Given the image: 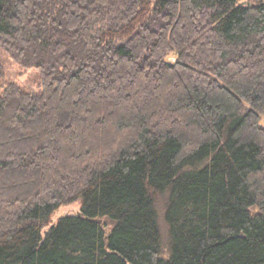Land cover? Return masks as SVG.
Returning a JSON list of instances; mask_svg holds the SVG:
<instances>
[{"label":"trees","instance_id":"16d2710c","mask_svg":"<svg viewBox=\"0 0 264 264\" xmlns=\"http://www.w3.org/2000/svg\"><path fill=\"white\" fill-rule=\"evenodd\" d=\"M0 49V264H264V0H0Z\"/></svg>","mask_w":264,"mask_h":264},{"label":"rangeland","instance_id":"374dc122","mask_svg":"<svg viewBox=\"0 0 264 264\" xmlns=\"http://www.w3.org/2000/svg\"><path fill=\"white\" fill-rule=\"evenodd\" d=\"M175 57L168 58V61L174 62ZM0 64L5 68V79L0 81V94L5 86L6 82H15L26 90L36 92L40 90L39 74L34 69H23L16 65L10 57L0 49ZM261 125L264 127V118L261 120ZM79 202H75L69 205L61 206L53 215L52 221L56 222L59 218L66 215H73L79 211ZM45 231V230H44Z\"/></svg>","mask_w":264,"mask_h":264}]
</instances>
